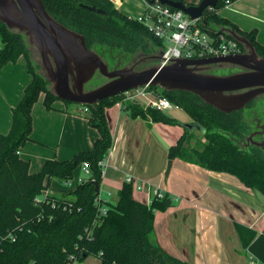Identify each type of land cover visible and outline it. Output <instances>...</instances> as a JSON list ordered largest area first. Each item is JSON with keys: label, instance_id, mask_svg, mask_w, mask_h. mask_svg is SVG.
I'll return each instance as SVG.
<instances>
[{"label": "trees", "instance_id": "16d2710c", "mask_svg": "<svg viewBox=\"0 0 264 264\" xmlns=\"http://www.w3.org/2000/svg\"><path fill=\"white\" fill-rule=\"evenodd\" d=\"M41 1L57 21L82 33L89 48L97 50L99 45L102 50L97 51L106 52L111 58L113 51L123 56L162 48V42L145 25L122 13L110 0ZM224 4L225 0H218L215 7L205 8L198 25L205 31L209 27L212 34H218L216 31L220 27H230L244 35L264 58V46L256 41L255 30L242 31L218 13ZM91 7L105 13L91 10ZM0 45V69L23 56L32 76L22 97L11 108L10 129L0 134V264H71L74 260H83V254L97 257L100 264H186L150 239L154 210L170 206L171 197L167 194L161 198L153 196L146 204L133 197L132 184L126 181L120 186L115 203L100 199L94 191V182L99 189L102 176L98 161L105 156L112 141L105 108L117 103L121 99L119 94L88 106V121L99 132L92 149L80 151L66 160L46 159L39 171L29 172L28 160L18 153L30 140L32 105L42 92L46 109H51V103L58 98L49 92L48 82L37 72L38 66L30 59L23 35L8 30L1 22ZM149 89L169 99L192 121L199 122L207 139L201 149L189 148L193 131L184 127L176 143L167 149L168 160L178 157L209 170L232 174L246 187L264 195L263 151L255 146L242 148L233 139H238L245 129L242 109L224 113L190 92L160 88L157 91L158 87L152 85ZM127 111L131 117L180 124L150 106L128 103ZM82 162L89 164V175L83 181L73 189H62L50 193L44 200L34 201L52 179L71 180ZM100 206L106 208L103 214L99 213ZM236 229L244 244L264 262L254 247L261 235L252 239L251 234L247 238L246 228L236 224Z\"/></svg>", "mask_w": 264, "mask_h": 264}, {"label": "crops", "instance_id": "0c3cea01", "mask_svg": "<svg viewBox=\"0 0 264 264\" xmlns=\"http://www.w3.org/2000/svg\"><path fill=\"white\" fill-rule=\"evenodd\" d=\"M199 1L183 0L185 4ZM121 3L119 0L114 6L119 9ZM143 3L146 4L145 0ZM218 13L242 31L255 30L256 41L264 46V0H232ZM31 79L23 56L1 67L0 134L10 129L11 108L20 100ZM42 96L43 92L39 97ZM172 108L177 111L169 114L165 110L164 113L180 124L131 117L119 103L105 108L112 141L98 197L103 199L101 189L108 195L111 190L118 192L125 177L130 176L135 199L149 204L155 189L171 197L170 206L154 210V229L150 237L170 255L186 264H264L244 244L236 229V224L246 228L247 238L251 234L252 239L261 235L254 247L264 258L263 194L246 187L232 174L209 170L178 157L171 160L169 173L164 175L163 162L168 147L183 133L181 124L192 122L181 108ZM80 109L81 106L57 99L51 103V109H46L43 101L42 105L34 102L30 140L18 153L28 160L30 173L39 171L46 159L66 160L80 151L92 149L99 132L88 121L90 110L81 112ZM78 171L86 177L89 175L81 164L74 174ZM50 183L56 192L66 189L54 179ZM73 183L71 180L67 189H73L77 184L72 186ZM137 185L141 188L137 189ZM103 200L108 201V198Z\"/></svg>", "mask_w": 264, "mask_h": 264}, {"label": "water", "instance_id": "95a60500", "mask_svg": "<svg viewBox=\"0 0 264 264\" xmlns=\"http://www.w3.org/2000/svg\"><path fill=\"white\" fill-rule=\"evenodd\" d=\"M158 1L184 11L191 19H201L204 9L215 7L218 0H200L191 5L180 0ZM90 9L105 13L100 8ZM0 22L8 30L23 35L30 59L48 82L49 92L63 101L94 106L125 90L152 85L166 91L190 92L215 109L230 113L264 96V58L244 35L230 27H220L216 33H223L240 43L241 53L173 58L160 65L163 51L158 48L151 52L136 51L121 66L118 60L110 68L103 54L86 45L82 33L57 21L41 0H0ZM206 28L212 33V29ZM100 77L104 79L100 84H88ZM181 125L189 131L204 132L197 121ZM250 138L246 137L247 140ZM251 143L264 147V139ZM170 166L171 160H168L165 176ZM94 191L98 192L96 182ZM85 257L81 255V259Z\"/></svg>", "mask_w": 264, "mask_h": 264}, {"label": "built area", "instance_id": "2783aa9c", "mask_svg": "<svg viewBox=\"0 0 264 264\" xmlns=\"http://www.w3.org/2000/svg\"><path fill=\"white\" fill-rule=\"evenodd\" d=\"M110 1L116 5L119 0ZM230 2V0H225L224 6H228ZM128 16L145 25L151 34L162 42L163 52L159 60L160 65L167 64L173 58H201L235 54L243 51L240 43L233 38L223 33L212 34L203 30L198 25V18L191 19L184 11L163 4L158 0L146 2L145 9L140 15ZM119 95L121 99L117 103L125 110H127L128 103L142 104L160 111L177 107L166 97L149 89V85L131 88L119 93ZM80 110L81 112H87L89 108L86 105H81ZM106 154L98 161L101 170L107 164ZM81 168L85 173H89L87 162H82ZM77 179L78 182H81L85 178L79 176ZM71 180L63 181L66 189L69 188ZM125 181L132 184L130 176H126ZM136 188L140 189L141 186L137 185ZM50 192L52 191H48V189L43 190L40 195L34 198V201L37 203L46 199ZM163 195L164 193L158 189L152 192V197L161 198ZM105 210L104 206H100L99 213L103 214ZM75 261L79 260H74L71 264H75Z\"/></svg>", "mask_w": 264, "mask_h": 264}, {"label": "rangeland", "instance_id": "374dc122", "mask_svg": "<svg viewBox=\"0 0 264 264\" xmlns=\"http://www.w3.org/2000/svg\"><path fill=\"white\" fill-rule=\"evenodd\" d=\"M113 5H115V4H113ZM118 8L124 14H131L132 16H137L140 12H143L144 11L145 5L143 3V0H122V3H121V5H119ZM97 48H98L97 50H102L99 45H98ZM102 48H104V47H102ZM113 52H114V53H112L113 54V58H111L110 56H108L106 52H103V56H104V58L107 59L108 64L110 66H112L115 63L116 57H117V54L115 53V51H113ZM132 54L133 53L128 54V55H123L121 60H123L124 62L125 61H128V59L130 58V56ZM123 61H121V62H123ZM30 79H31V74H30ZM93 82H94V79H92L88 84H92ZM159 90L160 89L158 88L157 91H159ZM57 100H60V99H57ZM42 101H43V96L42 97H39L37 99V105H42ZM60 101H63V100H60ZM256 101H257V103H255L253 105V107H257L259 105V106H263V108H264V97L259 98ZM68 103H71V105H74V106L75 105L76 106H81L80 104L73 103V102H68ZM139 105L140 106H143L142 104H139ZM143 107H146V106H143ZM247 109H248V107H244V113L246 112ZM174 111H177V110L175 108H171V109H166L165 112L170 114L171 112L174 113ZM257 117H262V116L258 114ZM246 131L247 130L244 129L243 133H245ZM111 137H112V135H111ZM241 138H242V135L238 139L241 140ZM238 139H236V140H238ZM206 142H207V139L204 137V134L201 131L195 129V130H193L192 136L189 139L188 147L189 148H198V149H201L203 147V145H205ZM238 144L242 148H247V147L241 145L240 143H238ZM163 146H166V145L163 143ZM167 161H168V158H165L164 159V162H163V164H164V167H163L164 171H165V168H166V165H167ZM77 176L78 177L80 176L82 178H86V174H84L81 171H78V173L74 174V176L72 177V180L74 182L72 184V186L75 185L76 183H78V179H77L78 177ZM54 182L56 184H59L61 186H64L63 185V181H58V180L54 179ZM52 185L50 183V185L47 187L48 191H52L50 193H54L57 190V189L54 190V188L52 187ZM65 190H67V189H65ZM57 195H58V193H57ZM100 195H102L103 199H104V197H107L108 198V201L111 202V203H115V201L117 200V192L115 190H111L109 192V195H108L105 190L103 191L101 189L100 190ZM75 264H98V260H97V258L95 256H90V257L88 256V257H86L85 259H83L81 261H75Z\"/></svg>", "mask_w": 264, "mask_h": 264}, {"label": "flooded vegetation", "instance_id": "af4514ba", "mask_svg": "<svg viewBox=\"0 0 264 264\" xmlns=\"http://www.w3.org/2000/svg\"><path fill=\"white\" fill-rule=\"evenodd\" d=\"M122 59V55L119 54L116 57V61L114 64H116L118 62V60H120V64L119 66H121L123 63H125ZM123 61V62H121ZM114 64L112 66H110V68H112L114 66ZM220 72V71H219ZM104 79L100 78H96L94 79V82L91 84L92 86L100 84ZM264 96H261V98ZM258 99L252 100L250 101L245 107H248V109L246 110V112L244 113V108H242L241 110V115H242V122L244 124L245 129L247 130L245 133H242V138L240 140V144L249 148V147H257L260 148L263 153H264V147L262 146H256L254 144L251 143L252 140H256V141H261L262 139H264V108L263 106H257V107H253V105L255 103H257ZM261 115L262 117H257V115ZM251 136V138L249 140L246 139V137Z\"/></svg>", "mask_w": 264, "mask_h": 264}]
</instances>
